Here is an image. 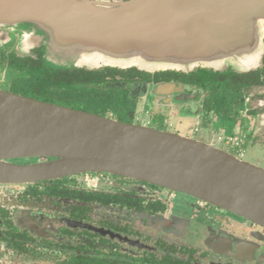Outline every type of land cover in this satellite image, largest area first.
Segmentation results:
<instances>
[{"label": "water", "instance_id": "1", "mask_svg": "<svg viewBox=\"0 0 264 264\" xmlns=\"http://www.w3.org/2000/svg\"><path fill=\"white\" fill-rule=\"evenodd\" d=\"M54 69L248 71L264 0H0ZM39 159L36 164L14 163ZM45 159H48L45 161ZM108 172L187 193L264 227V168L194 139L0 89V183Z\"/></svg>", "mask_w": 264, "mask_h": 264}, {"label": "flooded vegetation", "instance_id": "2", "mask_svg": "<svg viewBox=\"0 0 264 264\" xmlns=\"http://www.w3.org/2000/svg\"><path fill=\"white\" fill-rule=\"evenodd\" d=\"M25 30L0 26L1 90L30 92L32 79L45 75L58 84L48 92L68 96L83 86L76 69L102 70L106 89L127 92L132 123L158 125L162 118L165 128L177 117L191 124L189 132H206V141L152 128L223 143L264 168V56L248 71H56L46 47L25 41ZM245 144L255 151L247 159ZM0 264H264V227L190 194L108 172L0 183Z\"/></svg>", "mask_w": 264, "mask_h": 264}, {"label": "trees", "instance_id": "3", "mask_svg": "<svg viewBox=\"0 0 264 264\" xmlns=\"http://www.w3.org/2000/svg\"><path fill=\"white\" fill-rule=\"evenodd\" d=\"M111 69L118 70L116 68ZM134 69L136 70L137 68ZM55 70L60 71L61 69ZM76 71L81 72L83 75V79H81L83 86L82 88L73 87V92L68 94V96L58 94V90L53 93L48 92L50 87L58 88L56 87L58 84L55 81L52 82L45 75L32 79L34 81L31 84V91L21 95L110 117L124 123L133 122L134 115L129 111L130 102L124 89L115 88L111 91L106 89V86H104L105 81L100 80L103 73L102 70L87 71L85 69H76Z\"/></svg>", "mask_w": 264, "mask_h": 264}, {"label": "rangeland", "instance_id": "4", "mask_svg": "<svg viewBox=\"0 0 264 264\" xmlns=\"http://www.w3.org/2000/svg\"><path fill=\"white\" fill-rule=\"evenodd\" d=\"M262 61V60H261ZM261 63V62H260ZM227 65H229V66H232V67H234L233 65H230V64H227ZM260 65V64H259ZM258 65V66H259ZM226 66V65H225ZM235 69H237V70H240V69H238V68H236V67H234ZM240 71H242V70H240ZM161 120H159V122H160V124H158V125H155L154 123L152 124V125H150L151 127H157V128H160V129H165V128H167V130H171V131H176V132H180L181 134H185V135H190V136H195L196 138H200L201 140H204V141H206V139H207V135H206V132H202V133H200V134H194V133H192V131L191 132H189L188 130H189V126L191 125H189L188 126V123L189 122H185V123H183V124H181L180 125V122H179V119L177 118V117H174V116H172L171 117V121L174 123V125L171 127L169 124H167V125H165L166 127L165 128H162V118H160ZM191 127V126H190ZM216 129H217V127H216ZM214 146H216V147H219V148H223V149H227V148H225V146L223 145V143H212ZM249 146V144H245V149H246V152H247V155L245 156V159H247V158H250V156H253L254 155V149L253 148H247ZM228 150V149H227ZM263 166H264V164H263Z\"/></svg>", "mask_w": 264, "mask_h": 264}]
</instances>
